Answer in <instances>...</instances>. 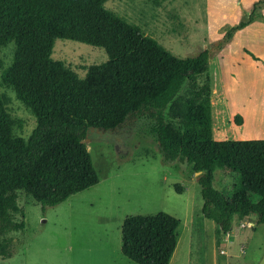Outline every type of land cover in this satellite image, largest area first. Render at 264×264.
<instances>
[{
    "label": "trees",
    "instance_id": "trees-1",
    "mask_svg": "<svg viewBox=\"0 0 264 264\" xmlns=\"http://www.w3.org/2000/svg\"><path fill=\"white\" fill-rule=\"evenodd\" d=\"M102 1L0 0V45L15 39L17 46L8 77L35 118L24 139L14 134L15 121L0 105V256L10 257L11 234L24 230L17 192L54 206L94 185L87 130H114L130 119L146 122L164 161L186 162L200 172L201 213L218 234L247 218L264 225V139L211 138L208 49L175 58L103 10ZM263 7L264 0H257L244 11L224 31L220 47L259 18ZM58 37L102 46L109 61L79 80L51 62ZM234 121L241 125L242 117ZM216 169L233 178L229 192L213 187ZM178 224L162 212L127 218L124 253L139 264H168Z\"/></svg>",
    "mask_w": 264,
    "mask_h": 264
},
{
    "label": "rangeland",
    "instance_id": "rangeland-1",
    "mask_svg": "<svg viewBox=\"0 0 264 264\" xmlns=\"http://www.w3.org/2000/svg\"><path fill=\"white\" fill-rule=\"evenodd\" d=\"M218 2L225 8L211 20L207 0H103L101 5L175 58L208 49L211 138L264 139V64L243 52L247 45L264 58V21L256 19L251 26L257 39L247 41L248 29L221 48L224 31L241 14L231 0ZM16 47L15 39L0 45V105L15 121L14 134L27 139L35 118L8 77ZM50 58L54 66L75 72L79 80L89 68L109 61L104 47L65 37L55 39ZM235 115L242 117L241 125L235 123ZM84 143L96 183L54 206L18 191L23 215L17 220L24 222V230L11 234L10 257L0 256V264H139L120 252L124 221L161 212L179 221L171 264H220V247L226 249L228 264L261 263L264 225L251 218L255 226L249 228L242 223L246 219L237 220L226 242L214 222L201 213L199 174L186 162L164 161L144 120L130 119L110 131L89 128ZM232 182V177L215 170V189L229 192Z\"/></svg>",
    "mask_w": 264,
    "mask_h": 264
},
{
    "label": "crops",
    "instance_id": "crops-1",
    "mask_svg": "<svg viewBox=\"0 0 264 264\" xmlns=\"http://www.w3.org/2000/svg\"><path fill=\"white\" fill-rule=\"evenodd\" d=\"M236 6H235V9H236V13L239 15V12H240V14H241V19L243 18V12L244 11H247V10H249L250 8H251V6L253 5V3L254 2H256L257 0H231ZM207 7H208V9H207V11H208V14H209V17H210V20H211V18H215L217 15H218V12L220 11V10H223L224 8H225V6H224V4L223 3H219L218 2V0H207ZM240 19V20H241ZM256 19H258V20H260V21H264V7L262 8V10H261V16L259 17V18H256ZM255 19V20H256ZM239 20V21H240ZM254 20V21H255ZM238 21V22H239ZM254 21L253 22H251L249 25H247V26H245L244 28H242L241 30H239V31H237V33L238 34H246L245 33V31L246 30H248V29H251V33L249 34V36L247 37V36H245L246 37V39H247V41L249 40V41H251L250 39H249V37H252V39H257L258 38V36H257V30L256 29H253L251 26H252V24L254 23ZM237 22V23H238ZM236 23V24H237ZM235 25V24H234ZM236 33V34H237ZM236 34H235V36H236ZM234 36V37H235ZM234 39V38H233ZM232 39V40H233ZM231 40V41H232ZM246 51H249V52H251L252 54H254L257 58H258V60L257 61H255ZM243 52H244V54L245 55H248V56H250L251 57V59L255 62V63H257V64H264V58L263 57H261L259 54H257L254 50H251V48H249V46H247V45H245L244 47H243ZM245 220V219H244ZM247 220H249V221H251V222H253L254 223V221L250 218H247ZM119 249H120V252H121V254L125 257V258H127L128 260H133V259H131L130 257H128L125 253H124V251H123V248H122V246L121 247H119ZM112 251H113V248L111 249ZM230 254V253H229ZM134 261V260H133ZM168 264H171V259L168 261ZM238 264H242V263H238Z\"/></svg>",
    "mask_w": 264,
    "mask_h": 264
},
{
    "label": "built area",
    "instance_id": "built-area-1",
    "mask_svg": "<svg viewBox=\"0 0 264 264\" xmlns=\"http://www.w3.org/2000/svg\"><path fill=\"white\" fill-rule=\"evenodd\" d=\"M246 221H247V222H246ZM246 221H243V222H242L243 225H246V226L251 225V226H248L249 228L253 227V225H254L253 222H251V221H249V220H247V219H246ZM241 225H242V224H241ZM229 233H230V232H227V233L223 234V235H224V240H225L226 242L229 240ZM241 252H243L242 254H244V249H243V248L241 249ZM219 255H220V256H223V260L221 261L220 264H228V261H227V259H226V257H227V252H226V249H225V248L220 247V249H219Z\"/></svg>",
    "mask_w": 264,
    "mask_h": 264
},
{
    "label": "water",
    "instance_id": "water-1",
    "mask_svg": "<svg viewBox=\"0 0 264 264\" xmlns=\"http://www.w3.org/2000/svg\"><path fill=\"white\" fill-rule=\"evenodd\" d=\"M197 174H200V172H196ZM260 264H264V257L263 259L261 260V263Z\"/></svg>",
    "mask_w": 264,
    "mask_h": 264
}]
</instances>
